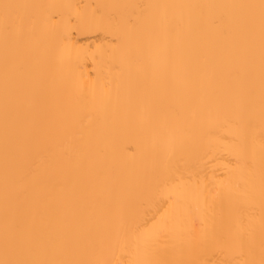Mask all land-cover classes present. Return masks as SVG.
Returning <instances> with one entry per match:
<instances>
[{"label": "bare ground", "instance_id": "1", "mask_svg": "<svg viewBox=\"0 0 264 264\" xmlns=\"http://www.w3.org/2000/svg\"><path fill=\"white\" fill-rule=\"evenodd\" d=\"M0 264H264V0H0Z\"/></svg>", "mask_w": 264, "mask_h": 264}]
</instances>
